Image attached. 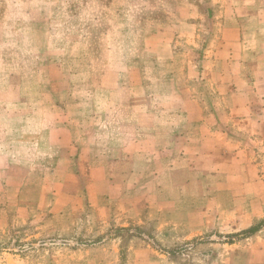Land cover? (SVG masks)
<instances>
[{"label":"crops","instance_id":"1","mask_svg":"<svg viewBox=\"0 0 264 264\" xmlns=\"http://www.w3.org/2000/svg\"><path fill=\"white\" fill-rule=\"evenodd\" d=\"M210 1L225 17L201 72L207 113L174 50L198 36L199 2L177 23L108 32L99 54L63 34L34 71L6 61L1 30L0 264H264V227L225 236L264 215V0ZM127 231L167 250L136 235L121 250Z\"/></svg>","mask_w":264,"mask_h":264},{"label":"rangeland","instance_id":"2","mask_svg":"<svg viewBox=\"0 0 264 264\" xmlns=\"http://www.w3.org/2000/svg\"><path fill=\"white\" fill-rule=\"evenodd\" d=\"M188 1L201 4L197 19L198 36L190 42L177 36L174 50L181 56L178 63L179 69L183 65L182 57L187 61L184 78H180L185 81L187 87L191 88L194 99H198L207 113L210 102L206 89L209 82L203 76L212 71L210 68L213 69L216 65L207 61L206 55L209 54L211 40L214 39L213 43L217 41L218 44L219 36L215 35L213 28L225 17L219 12L221 8L216 3H211L210 0H202L203 3L199 0H0V32L2 30L8 35L7 40H9L6 41L9 43L7 45L9 49L5 54V59L14 66L20 64L25 70L44 69L45 44H49V40L56 41L62 38L63 34L64 38H68L71 42L85 38L90 44L91 52L99 54L101 49L98 42L108 32H127L125 30L130 28L145 32L163 23H177L180 18L178 7ZM25 26L33 28V35L30 34V37L26 35L27 33H18L22 28H26ZM34 38H38L39 41L35 42ZM126 39L128 38H123V41H128ZM36 51L43 58L42 63L35 61ZM203 64L207 67L202 68ZM237 66L236 63L220 64L223 73L226 72L225 70L236 71ZM221 80V77H218L215 82ZM262 139L264 140V136ZM247 229L229 233L225 235L226 239L230 243L242 242L252 236ZM133 235L142 238L135 233L129 234L128 231L119 234L118 241L121 250H127L129 245L135 246L142 243L140 238H131ZM147 237L142 239L154 250H167L161 245L160 240ZM112 258L113 264H125V255ZM169 258L171 259L169 264H183L184 258L178 254L172 253Z\"/></svg>","mask_w":264,"mask_h":264},{"label":"trees","instance_id":"3","mask_svg":"<svg viewBox=\"0 0 264 264\" xmlns=\"http://www.w3.org/2000/svg\"><path fill=\"white\" fill-rule=\"evenodd\" d=\"M262 227H264V219L257 220L255 223H253L247 231L250 235H254L257 233L258 230H260Z\"/></svg>","mask_w":264,"mask_h":264}]
</instances>
